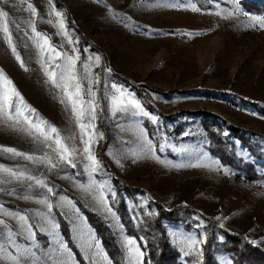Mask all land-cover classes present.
I'll list each match as a JSON object with an SVG mask.
<instances>
[{"label": "rangeland", "instance_id": "1", "mask_svg": "<svg viewBox=\"0 0 264 264\" xmlns=\"http://www.w3.org/2000/svg\"><path fill=\"white\" fill-rule=\"evenodd\" d=\"M246 2L257 4L256 11L245 9L243 3ZM28 3L37 9V31L50 37V43L57 46L58 51L71 55L72 47H78L81 62L89 55L101 56V65L93 68V74H99L101 78L102 106L106 108L107 104L102 99L103 84L115 82L134 91L146 110L159 119L157 124L147 118L114 120L106 110L98 115L97 131L102 132L104 138L98 140L94 152L103 168L95 179L97 183L107 182L115 192V199L110 198L114 217L107 216L90 195L80 190V186L91 179L80 165L75 169L64 165L48 171L43 165H34L2 151L0 164L12 168L27 167L36 175L43 173L57 192L52 202L55 204L60 195L71 199L83 217L84 227L90 229L95 237L94 229L87 222L86 211L103 217L123 251L124 264H128L124 240L131 236L125 234L121 215L134 218V214L141 211L139 207L145 206L147 201L158 202L167 209L177 204L191 205L212 217L219 226L223 224L224 230L241 235L248 241L255 240L257 243L254 245L264 249V182L248 180L210 156L204 134L205 122L215 121L264 137V115L243 103L250 100L264 104V29L251 27L248 18L242 14L246 12L264 17V0H238L242 12L230 18L227 13L237 6L234 0H52V5L64 13L73 41L71 45L59 34L56 18L49 15L52 8L49 0L0 2V9L9 14L13 44L24 63L22 67L0 31V71L12 80L25 101L40 116L60 129L63 136L74 135L75 139L70 143L82 148L70 107L59 102L57 90L46 83L40 67L38 49L30 39L29 21L32 16L27 11ZM193 6L200 11H192ZM258 10L262 12L258 13ZM217 12L220 15H216ZM77 31L100 48L103 56L92 50ZM77 67L80 68V62ZM106 69H111V73ZM118 75L139 89L127 86L115 77ZM84 87H87L86 82ZM93 90H96L95 85ZM221 93L226 94L222 96ZM143 97L150 105L143 102ZM198 112L217 117L206 116L203 119ZM140 128L147 132L154 154H148V146L137 139ZM223 134L228 136V132ZM229 141L239 146L236 140L229 138ZM0 146L42 154L37 151L31 137L4 124H0ZM238 155L251 160L245 151L238 152ZM198 159L215 161L214 169L188 166ZM173 164L184 166L175 168ZM114 181L141 190L142 196L131 200L125 194H118ZM0 188L3 189L0 191V205L10 211L27 214L35 225L37 236L34 242L29 245L27 234L23 233L16 243L20 247H31L39 258L38 264H53L55 253L51 258H46L45 253L57 246L52 243L50 233L39 230L41 221L34 215L44 209L34 199L23 198L24 195H35L39 189L30 192L26 185L15 181L0 185ZM118 209H124V212L119 213ZM61 212L67 215H61ZM75 216L74 209L54 208L53 218L58 224L59 221L65 224L69 235L67 239L60 227L61 239L67 242L73 254L77 250L83 257L82 241L74 229ZM0 219L13 230L20 231L15 219L3 215ZM165 227L170 243L183 256L173 233L204 235L200 229L186 230L181 224H165ZM2 231L7 232L6 229ZM0 243L7 241L0 237ZM7 250L15 254L12 248ZM102 250L106 255L103 247ZM74 257L77 262L75 254ZM217 259L221 264L228 260L225 255H219ZM108 264H111L109 258Z\"/></svg>", "mask_w": 264, "mask_h": 264}, {"label": "snow or ice", "instance_id": "2", "mask_svg": "<svg viewBox=\"0 0 264 264\" xmlns=\"http://www.w3.org/2000/svg\"><path fill=\"white\" fill-rule=\"evenodd\" d=\"M0 2L6 3L7 0H0ZM234 3L237 6L234 11L227 13L229 18L242 12L239 8L238 0H234ZM49 4L52 5V0H49ZM181 6L183 7V5ZM27 11L32 16L29 21L32 31L30 39L34 40L35 47L38 49L39 64L46 77V83H50L57 90L59 102L70 107L71 118L75 121L79 130V138L83 147L78 148L75 143H70V141L75 139L74 135L63 136L60 129L40 116L36 109L25 101V98L17 90L12 80L3 71H0V124H4L14 131L31 137L37 146V151L42 152V154H29L7 146H0V151L37 166L43 165L48 171L60 169L64 165L75 169L80 165L82 171L89 173L91 177L89 183L80 186V190L90 195L97 207L107 216L114 217L115 212L111 206L110 198L111 200L115 199V192L112 191L107 182L97 183L95 179L103 168L102 162L94 152V146L98 140L104 138L103 133L97 131L96 121L98 115L103 114L106 110L108 115L114 120L119 118H132L134 120L147 118L153 124H157L159 118L146 110L134 91L115 82H105L103 84L102 99L107 104L106 108L102 106L100 99L101 78L99 74H93V68L101 65V56L98 54L94 57L89 55L86 60L81 62L78 47H72L71 55L67 52L58 51L57 46L50 43V37L37 31L35 27L36 7L32 3H28ZM192 11H200V9L193 6ZM242 14L248 18L251 27L258 26L260 29H264V17L251 15L246 12ZM8 15V12L0 9V31L3 32L15 58L24 67V63L16 53V48L13 44ZM49 15L56 18L55 26L58 28L59 34L64 36L70 45L73 44L70 32L67 29L64 13L58 11L55 5H52ZM117 15L119 14L117 13ZM216 15H220V13L217 12ZM49 23H53V21L49 20ZM76 43L78 44V41ZM60 47L62 48L63 45ZM56 61H59V63H56ZM78 62H80L79 69L77 67ZM106 71L111 73V69H106ZM85 82L87 83L86 88L84 87ZM94 85L96 90H93ZM185 135H188V133H185ZM137 139L141 141L142 145L148 146V154H154L155 149H153L152 142L143 128L139 129ZM160 150H163V148L161 147ZM113 155L115 156L116 154L114 153ZM157 160H159V157H157ZM117 163H119V160H117ZM183 166L182 164L172 165L175 168ZM188 166L212 170L214 169L215 161L206 162L198 159ZM0 174H3L0 175V185L15 181L22 186L26 185L30 192L37 188L39 189V191H35V195H24L23 198L25 200L34 199L44 209L35 212L34 215L39 217L41 221L39 230L45 231L46 234L50 233L52 235V243L57 246L51 252L45 253L46 258H51L52 254L55 253L56 258L53 264H78V262H75L74 254L67 242L61 239L59 233L60 225L53 218L54 208L63 207L75 210L74 229L78 238L82 241V247L84 248L83 259L87 264H102V262L103 264H108V257L103 253L100 242L91 233L90 229L84 227L83 217L79 215V209L73 201L60 195L55 204L52 202L53 198L57 197V192L55 186L49 184L43 173L36 175L27 167L18 166L12 168L0 164ZM0 191H3V189L0 188ZM0 215L15 219L20 229L17 232L10 228L5 220L0 219V237L7 241V243H0V262H7V264H38L39 258L31 247L27 245L20 247L16 243V239L23 233L27 234L29 245L35 241L37 232L34 231L35 225L30 222L31 218L27 214L10 211L3 205H0ZM61 215H67V213L61 212ZM217 219L219 220L220 217H217ZM220 227L223 228L224 225L221 224ZM4 229L7 232H3L2 230ZM173 235L184 256L187 257L194 254L199 258L198 264H203V248L201 246L207 242L206 236L198 235L195 232L173 233ZM249 242L257 243L255 240ZM124 247L128 264H145L144 257L146 253L137 239L126 237ZM8 248H12L15 254L13 255L9 252ZM224 264H231V261L225 260Z\"/></svg>", "mask_w": 264, "mask_h": 264}, {"label": "trees", "instance_id": "3", "mask_svg": "<svg viewBox=\"0 0 264 264\" xmlns=\"http://www.w3.org/2000/svg\"><path fill=\"white\" fill-rule=\"evenodd\" d=\"M55 2L60 4L59 1ZM243 7L250 12L256 11L257 4L246 2L243 3ZM68 22L70 23L69 20ZM77 33L81 37L80 32L77 31ZM81 38L92 50L103 56L101 49L92 41L85 37ZM115 77L127 86L139 89L125 77L119 75ZM221 94L224 96L226 93ZM143 102L149 104L145 97H143ZM243 103L250 106L253 111L264 115V104L250 100H245ZM198 114L203 119L206 116L214 119L217 117L207 112H198ZM221 123L205 122L204 134L208 140L207 153L246 179L264 182V137L244 128ZM224 132H228L229 137L225 136ZM229 138L236 140L239 146L230 142ZM241 151L247 152L251 160L242 158V155L239 156L238 152ZM114 184L118 189V194H125L131 200H134L136 196H142V191L139 189L130 188L117 181H114ZM142 202L141 197L140 204ZM139 208L141 211L139 214H134V218L129 219L121 215V219L125 234L137 239L142 249L145 250V264H198L197 256H183L172 246L165 224H181L186 230L200 229L204 233L207 242L203 246V264H221L217 259L219 255H225L231 264H264V249L250 243L241 235L224 230L212 217L204 215L198 208L187 204H177L167 209L155 201H147L145 206ZM118 211L122 213L124 209H118ZM86 219L94 229L96 237L101 241L111 264H124L123 251L105 219L89 211H86ZM59 225L66 238L69 239L65 224L59 221ZM74 254L78 264H87L77 250H74Z\"/></svg>", "mask_w": 264, "mask_h": 264}]
</instances>
